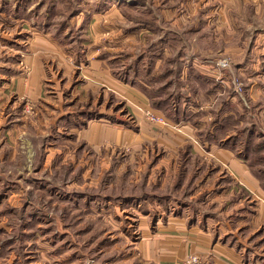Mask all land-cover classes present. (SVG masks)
Instances as JSON below:
<instances>
[{
    "label": "rangeland",
    "instance_id": "1",
    "mask_svg": "<svg viewBox=\"0 0 264 264\" xmlns=\"http://www.w3.org/2000/svg\"><path fill=\"white\" fill-rule=\"evenodd\" d=\"M259 194L264 0H0V264H243L184 227L211 213L264 264Z\"/></svg>",
    "mask_w": 264,
    "mask_h": 264
},
{
    "label": "crops",
    "instance_id": "2",
    "mask_svg": "<svg viewBox=\"0 0 264 264\" xmlns=\"http://www.w3.org/2000/svg\"><path fill=\"white\" fill-rule=\"evenodd\" d=\"M48 37H45V42H48L47 40H50L51 37L50 34L47 35ZM55 37V36H54ZM56 38V37H55ZM51 45V44H50ZM81 119V118H80ZM81 122H85L84 118H82ZM93 122V121H92ZM94 126V125H93ZM92 126V130L89 131V135H87L86 137H89L90 139H95L97 138L98 139V136L97 134H95L96 131V126L93 127ZM96 135V136H95ZM97 142V141H95ZM202 144V143H201ZM205 146V149L208 151V148H206V145L209 146L210 144L208 142H205L204 144H202V146ZM203 146V147H204ZM211 146V145H210ZM218 147V146H217ZM181 148V147H179ZM219 154L217 155L218 157H222L221 158V161L223 163H226V165H228V167L233 170L234 172H236V174L240 177V180L241 182L245 185V186H249L250 188H253L254 190L258 191L259 190V186H258V180L256 177L253 176V174L251 173L249 167L247 166L246 162L244 160H242L240 157H237L230 149L228 148H224L221 150H219ZM227 178V177H226ZM210 179V178H209ZM223 180V179H221ZM260 185V184H259ZM219 187H221V191L220 192H215L216 190H214L213 194L211 192H209V194H207V197H206V201H210L208 200V196L211 195L210 197H213L212 202H217L216 200H218L217 198H223V200L225 199H230L231 198V194L229 193L230 189H228L227 185L225 187V185L222 183ZM219 190V189H218ZM260 192V191H259ZM230 195V196H229ZM260 195V194H259ZM261 196V195H260ZM262 198V201H264V197L261 196ZM216 199V200H215ZM218 203V202H217ZM229 201H227L225 203L228 204ZM216 204V203H215ZM224 209H226L224 207ZM225 212V211H224ZM182 215H184V211L182 212ZM224 215H216V214H210V215H205V216H202V219L199 218L198 219V215H194L193 217L195 218V220L193 221V223L190 224V226L188 225V223H186V226H184V223H180L181 226H184L185 228L187 229H193L195 227H200L204 232L202 236L203 238V241H204V244L202 246H212V247H219L222 249V251H225L226 254L230 255V256H233V254H235V257L234 259L239 261L241 260L244 264V260H243V251L240 250L238 247H237V242H234V240L231 238L232 237V234L229 235V237L231 238H228V236H226V233H229V231L227 230L225 232L224 235H220L221 232L219 230V226L217 224H220L219 223V219H222ZM248 216V215H247ZM170 218V217H169ZM191 218V217H190ZM189 218V219H190ZM214 219V221H216L217 219V224L215 225H212V228L209 227V220L210 219ZM244 218L243 217V221H244ZM247 220L249 219V217H246ZM236 219V218H234ZM250 222V221H249ZM248 222V224H250ZM190 223V222H189ZM216 223V222H215ZM238 223V222H237ZM226 225V224H225ZM227 226V225H226ZM227 228V227H226ZM210 233V234H209ZM197 239L200 241V236L197 237ZM221 243V244H219ZM224 254V253H222ZM239 255L241 256V258L239 257ZM225 258L227 257L225 254L223 255ZM226 263L223 259H220L219 260V264H224Z\"/></svg>",
    "mask_w": 264,
    "mask_h": 264
},
{
    "label": "trees",
    "instance_id": "3",
    "mask_svg": "<svg viewBox=\"0 0 264 264\" xmlns=\"http://www.w3.org/2000/svg\"><path fill=\"white\" fill-rule=\"evenodd\" d=\"M170 99H168V98H166V99H164L163 101H159V102H157V104L158 105H160V108L161 109H167L169 106H170ZM164 106H166V107H164ZM230 118V117H229ZM229 118H227V120L229 119ZM126 125H128L129 126V124L127 123ZM133 128V127H132ZM228 127L225 125V122L223 123V122H219L218 120H215L214 122H213V130L210 132H207L206 134H205V141L204 142H208L210 145H218V144H220V145H223L222 147H224V146H228L229 145V142H230V140L232 139H235V137H233V136H228L230 139H229V141H228V143L227 142H223L226 138V136L228 135V129H227ZM224 135V136H223ZM222 141V142H221ZM234 146V145H233ZM230 147V146H229ZM227 148V147H226ZM235 151V150H234ZM240 158H242L241 156H239ZM245 160H247L248 161V164H249V169H250V171H251V173L253 174V176L254 177H256L259 181H260V178H258V175L256 174V172H255V169H254V166L253 165H251L250 164V162H249V158L248 157H243ZM191 219H195L193 216L191 217ZM234 238V236L232 237V239ZM234 240H238V238L237 239H234ZM239 244V243H238ZM237 247L240 249V250H242V246H240V244L239 245H237ZM245 255V254H244ZM243 255V256H244Z\"/></svg>",
    "mask_w": 264,
    "mask_h": 264
},
{
    "label": "built area",
    "instance_id": "4",
    "mask_svg": "<svg viewBox=\"0 0 264 264\" xmlns=\"http://www.w3.org/2000/svg\"><path fill=\"white\" fill-rule=\"evenodd\" d=\"M150 118H151L152 121H155V122H159V123L163 122V118L162 117L151 115ZM198 261H199V258L197 256H191L186 261V264H196Z\"/></svg>",
    "mask_w": 264,
    "mask_h": 264
}]
</instances>
